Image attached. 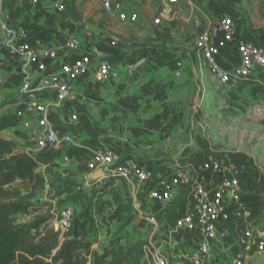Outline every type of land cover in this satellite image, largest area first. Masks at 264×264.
<instances>
[{
	"label": "crops",
	"instance_id": "0c3cea01",
	"mask_svg": "<svg viewBox=\"0 0 264 264\" xmlns=\"http://www.w3.org/2000/svg\"><path fill=\"white\" fill-rule=\"evenodd\" d=\"M63 1V13L55 11L52 0L0 2V18L17 36L23 33L26 45L38 51L26 63L0 49V118L7 115L3 110L19 108V81L33 76L39 62L53 70L83 53L93 60L104 56L118 77L101 82L90 70L74 82L64 102L40 93L53 126L71 131L77 144L74 151H38L25 135L13 137L17 149L38 155L36 172L44 179L36 192L21 181L10 185L19 191L21 204L37 210H20L12 217L14 224L31 222L37 213L53 211L56 203L75 199L76 213L88 210L86 204L91 203L92 222L87 226L95 235L93 249L101 264H149L150 249L160 248L170 260L190 250L198 234L172 231L174 220L187 208L186 191L175 190L171 201L162 205L146 197L148 183L95 180L96 171L89 167L94 160L90 146L133 158L155 174L190 159L214 156L226 161L238 171L239 197L252 214L249 222L259 227L257 222L264 221V71L257 68L245 81L221 84L196 50L195 40L199 31L209 29L222 16L229 17L235 33L217 59L230 70L239 63L238 43L264 48V0H109L119 2L123 12L135 13L133 22L121 20L113 9L105 10L104 0ZM72 36L79 41L75 51L67 47ZM177 62L181 63L178 76ZM72 114L77 116L73 125L68 120ZM12 120L15 125L10 128L18 127L23 134L14 116ZM209 123L213 124L210 134ZM206 175L212 186L219 181L216 175ZM224 201L231 221L225 238L214 240L211 251H225L232 257L238 249L233 244L248 221L228 191ZM165 206L171 208L161 211Z\"/></svg>",
	"mask_w": 264,
	"mask_h": 264
},
{
	"label": "built area",
	"instance_id": "2783aa9c",
	"mask_svg": "<svg viewBox=\"0 0 264 264\" xmlns=\"http://www.w3.org/2000/svg\"><path fill=\"white\" fill-rule=\"evenodd\" d=\"M41 1L43 0H30V3L38 4ZM52 1L55 11L58 13L65 11L63 0ZM163 1L175 3L177 0ZM103 8L117 11L121 20L128 19L133 22L137 19L135 13L123 12L119 2L112 3L104 0ZM154 22L157 23L158 18H154ZM0 29L3 32V37L0 38V49L5 50L10 56L22 58L26 63L36 58L37 49L26 45L23 41L25 37L23 33L17 36L1 18ZM234 33L233 21L227 16H222L209 29L199 31L195 40L196 50L209 72L221 84L245 81L257 68L264 71V48L247 41L237 45L239 63L236 66L230 70L220 66L217 59L220 49L232 41ZM36 45H39V42H36ZM67 47L72 51L77 50L78 39L74 36L70 37ZM176 66L178 68L175 75L178 76L181 73L179 69L181 63L177 62ZM93 69L95 77L101 82L118 77V72L109 59L100 56L93 60L88 53H83L81 56L66 59L53 70H46L45 64L39 62L33 76L20 79L17 88L19 108L15 110L13 116L24 135L38 151L69 150L71 146L77 144V138L71 131H58L53 126L48 107L41 99L40 93H49L57 102H64L70 97L74 82ZM30 116H36V120L33 121ZM68 120L73 125L77 122V116L72 114ZM92 154L94 160L89 167L93 171L100 170L101 176L98 179L109 180L120 177L131 183H148L146 197L154 202L169 203L175 190L186 191L187 208L174 220L172 231L174 233L180 230L196 232L199 236L198 240L188 252L179 253L171 260L160 248L150 249L148 250L149 264H212V243L216 239L225 238L226 225L232 217L224 201L225 191L231 194L239 213L248 221L235 242L238 249L232 253L231 264H244V251L250 247L257 251L264 250V230H259L254 223L249 222L252 214L239 197L238 171L226 161L214 156L198 161L190 159L160 177L144 168L135 159L120 158L111 150L93 148ZM63 160L68 161V156L64 155ZM207 173L219 177L216 185H211ZM75 213V206L72 203L60 206L54 213L53 223L57 224L61 237H66L70 232ZM149 219L154 222L153 216Z\"/></svg>",
	"mask_w": 264,
	"mask_h": 264
},
{
	"label": "trees",
	"instance_id": "16d2710c",
	"mask_svg": "<svg viewBox=\"0 0 264 264\" xmlns=\"http://www.w3.org/2000/svg\"><path fill=\"white\" fill-rule=\"evenodd\" d=\"M14 125L11 117L0 118V131ZM41 155L46 158V152ZM38 163V155L0 138V264H101L93 249L94 233L87 226L91 221L88 210L74 217L66 237L50 225L49 213H37L31 222L13 223L12 216L20 210L36 209L19 202V191L6 188L21 181L31 185L32 192L42 189Z\"/></svg>",
	"mask_w": 264,
	"mask_h": 264
},
{
	"label": "rangeland",
	"instance_id": "374dc122",
	"mask_svg": "<svg viewBox=\"0 0 264 264\" xmlns=\"http://www.w3.org/2000/svg\"><path fill=\"white\" fill-rule=\"evenodd\" d=\"M199 97V96H198ZM3 108H4V106H3ZM3 112L5 113V115L6 116H8V117H13V112H14V109L12 108H7L6 110H3ZM211 127H213V124L211 125L210 123L208 124V130H207V133H211V131H210V128ZM15 136H18V137H24V133L22 134L21 133V131L20 130H18V127L17 128H15V129H13V128H8V129H5V130H2V131H0V138H2V139H4V140H6L7 142H9L10 144H12L13 146H15L16 147V144H15V142L13 141V137H15ZM74 146H71L70 148H69V150L71 149V148H73ZM89 148L91 149V150H93V148L94 147H90L89 146ZM96 148V147H95ZM94 148V149H95ZM159 173H161V174H158L160 177H162V176H164L165 174H167L168 173V171L167 172H159ZM113 179H123V178H120V177H114ZM102 180V182H107V181H109V180H105V179H101ZM125 180V179H124ZM18 182V181H17ZM6 190H8V191H14V188L12 187V186H8L7 188H6ZM74 200L75 199H73V200H67V201H69L68 203H74ZM63 203V202H62ZM65 204V203H64ZM64 204H61V203H56L55 204V206H54V208H53V211H51V212H47V213H49L51 216H52V219H51V221H50V225L51 226H53V216H54V213L56 212V210H57V208L58 207H60L61 205H64ZM162 205H165L164 203H161ZM126 206V205H125ZM91 208V203H87L86 204V209H90ZM167 208H171V206H165L164 208H162V210L161 211H165ZM81 213V212H80ZM79 212H77V213H75V216H76V218L77 217H79V214H80ZM13 217V216H12ZM91 220V219H90ZM12 221H14L13 219H12ZM92 222V220L90 221V223ZM14 223V222H13ZM258 223V225H259V230H264V221L263 220H260V221H258L257 222ZM161 236V235H160ZM94 238H95V235H94ZM218 240H221V239H218ZM233 245H235V243L233 244ZM213 247V244H212V246H211V248ZM227 249V248H226ZM211 255L213 256V262H212V264H231L232 263V257H230V256H226V252L224 251H221L220 250V252H219V250L218 251H214L213 253H212V251H211ZM244 255H245V257H244V264H264V250L263 251H257L255 248H253V247H250L249 249H247L246 251H244ZM231 262V263H230Z\"/></svg>",
	"mask_w": 264,
	"mask_h": 264
},
{
	"label": "water",
	"instance_id": "95a60500",
	"mask_svg": "<svg viewBox=\"0 0 264 264\" xmlns=\"http://www.w3.org/2000/svg\"><path fill=\"white\" fill-rule=\"evenodd\" d=\"M198 96H199V93L196 92V96H195V101L198 102ZM101 176V172L100 170H97L94 174H93V178L95 180H97L99 177ZM55 230H58V226L56 223H53V226H52Z\"/></svg>",
	"mask_w": 264,
	"mask_h": 264
}]
</instances>
